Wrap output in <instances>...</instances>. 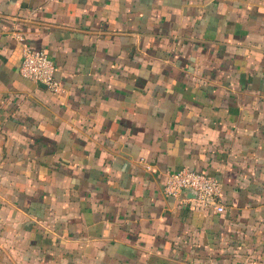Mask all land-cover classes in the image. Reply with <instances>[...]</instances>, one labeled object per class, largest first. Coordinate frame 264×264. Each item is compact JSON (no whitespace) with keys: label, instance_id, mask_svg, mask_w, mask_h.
Segmentation results:
<instances>
[{"label":"crops","instance_id":"obj_1","mask_svg":"<svg viewBox=\"0 0 264 264\" xmlns=\"http://www.w3.org/2000/svg\"><path fill=\"white\" fill-rule=\"evenodd\" d=\"M0 264H264V0H0Z\"/></svg>","mask_w":264,"mask_h":264},{"label":"built area","instance_id":"obj_2","mask_svg":"<svg viewBox=\"0 0 264 264\" xmlns=\"http://www.w3.org/2000/svg\"><path fill=\"white\" fill-rule=\"evenodd\" d=\"M19 74L53 92L60 89V83L55 77L54 62L44 50L24 48ZM185 190L194 193V200L203 209L216 213L224 210L222 186L205 172L181 168L167 174L163 185L165 196L177 197Z\"/></svg>","mask_w":264,"mask_h":264},{"label":"water","instance_id":"obj_3","mask_svg":"<svg viewBox=\"0 0 264 264\" xmlns=\"http://www.w3.org/2000/svg\"><path fill=\"white\" fill-rule=\"evenodd\" d=\"M193 193V192H192ZM194 194V193H193Z\"/></svg>","mask_w":264,"mask_h":264}]
</instances>
